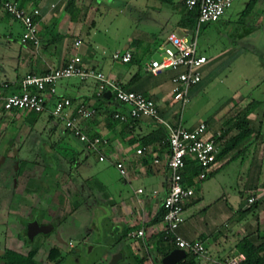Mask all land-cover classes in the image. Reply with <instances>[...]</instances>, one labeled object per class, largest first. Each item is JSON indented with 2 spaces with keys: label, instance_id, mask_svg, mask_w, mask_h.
<instances>
[{
  "label": "rangeland",
  "instance_id": "obj_1",
  "mask_svg": "<svg viewBox=\"0 0 264 264\" xmlns=\"http://www.w3.org/2000/svg\"><path fill=\"white\" fill-rule=\"evenodd\" d=\"M152 2V0H127L126 4L121 7L122 11H117L113 2L107 5L92 2L90 22L83 25L85 30L82 33L83 45L87 44L90 47L93 57L103 59L105 62L109 60L118 62L111 57L115 48L123 49L126 39H141L144 35L153 33L155 38L150 40V48L145 53L136 51L134 54L135 56L141 55L142 62L150 56L156 57L157 52L154 49L163 42L170 24L166 21L167 8H164L166 3L162 2L165 3L163 6L162 3L156 5ZM238 4L239 0H232L225 9V14L230 15V11H234ZM98 11L101 13L99 14ZM226 15L197 26L196 51L209 58L207 61L209 69L207 74H202L194 91H192L194 85L188 87L189 100L182 107L176 104L171 108L173 113L180 114L182 125L211 119L233 90L240 93L250 91L255 96L259 95L260 90H264L263 46L252 44L235 58L229 51L224 54L217 53L229 44L228 38L232 36L228 34V30L231 29L229 24L228 26L225 24L228 23ZM2 17L0 29L10 24L12 37L15 38L22 30L20 22L6 11L2 13ZM232 27V29L236 28L235 25ZM172 31L179 34L177 29ZM146 44L144 41L139 49L142 50L141 48H144ZM132 64L136 65V63ZM179 67L164 69L156 75L139 71V75L153 82L158 91L170 97V77L179 71ZM170 72L172 73L169 75ZM255 78H263V83L260 80L258 85L249 87L248 85ZM238 98H240L239 95L234 96L235 100ZM235 107L236 103L227 112L225 118H229ZM262 107V113L252 111L247 116L254 126H259V134L261 138H264V104ZM18 111H0V155L2 154L6 159L0 162V203H3V199L9 196L14 199L16 193L12 190H19L24 185L23 188L28 192V197H32L33 194V196L42 195V198L38 200L29 199L33 205L28 215L37 217L38 220H55L60 216L62 218L58 222H61L64 219L65 209L71 206L73 211L66 223L70 230L74 227L73 230L78 231L81 237L77 242L75 234L72 236L74 247L66 258L67 264H105L117 251L121 253V256L115 264H137L135 255L132 254L136 242L134 238L124 237L125 231H130L133 227H124L123 224L112 222L108 201L119 203L120 199L128 195L131 188L138 182L133 180L130 183L125 182L108 158L98 160L95 153L86 152L75 138L71 136L69 139L59 138L63 130L61 121L54 122L52 118L47 117L44 111L37 112L36 119L32 118L34 113L29 112L30 110ZM52 124H55L53 128H51ZM254 135H249V138H253ZM259 145L262 143L257 141L256 146L255 142H251L241 150L235 149L236 155L223 162L215 174L207 175L202 179L195 177L190 186L196 192L207 184L209 194H212L216 186H221L219 194L221 198L218 202L226 207L230 205L237 207V202L242 199L240 190L247 181V174L257 169V166L252 164L253 157L255 161H258L259 156L262 157L260 171L264 174V147H259ZM84 151L86 152L84 161L81 162L79 156ZM71 157L74 159L70 160ZM11 164H15L16 167L13 168ZM19 164L22 165L20 173L16 172ZM45 166L51 169L42 170ZM13 179L16 182L15 186H13ZM53 192H58L65 198L62 196L63 198L58 203H56L57 199L48 200ZM89 192L90 194L87 195ZM209 202H211L209 199L207 202L195 200L190 205L192 209L190 212L198 214L207 207L206 214L213 212L218 202L213 205L208 204ZM188 210L182 211V218L189 214ZM263 231L264 221L262 220L261 232ZM164 245L166 248L170 247L168 242ZM160 256L156 253L155 259L158 263H160ZM140 264L153 263L147 261Z\"/></svg>",
  "mask_w": 264,
  "mask_h": 264
},
{
  "label": "crops",
  "instance_id": "obj_2",
  "mask_svg": "<svg viewBox=\"0 0 264 264\" xmlns=\"http://www.w3.org/2000/svg\"><path fill=\"white\" fill-rule=\"evenodd\" d=\"M16 1L26 7L37 8L38 13L34 16V20L36 22L38 42L36 45L30 42H21L19 39L21 32L17 33L16 37L13 38L10 24H7L2 30L0 29V83L4 82L7 90H16L18 80L23 74L27 72L43 73L51 67L62 64L71 54H77L80 56L81 63L84 66L102 71L106 76L120 82L124 88L146 94L145 96L147 97L149 96L155 102L161 118L171 124H181L180 114L173 113V110H171L172 106L178 103L169 102L170 97H166L164 92L158 91L153 82L141 78L139 71L143 73L144 71L142 69L140 70L137 64H132L129 61L122 63L118 60V62L112 60L105 62L103 59L93 57L90 47L87 44L86 46L83 45L82 33L85 32L83 25L85 23L87 25L90 22V6L92 2H97L101 5H107L113 2L116 10L122 11L121 7L126 4L127 0H71L70 7L73 8V17L70 16L65 8L68 0H37L35 3H32L30 0H26V2H22L23 0ZM152 1L156 5L162 2L166 3V5L165 3H162V5H165L164 8H167L165 14L166 21L170 24L167 33L177 29L179 34H182V31L175 25L180 8L172 5L173 1L179 0ZM247 4L248 0H239V4L234 8V11H230V15H226L224 10L222 16L226 15L228 17L227 20L225 19L228 23L225 24L227 26L229 24V28L231 29L228 30V34L229 36L232 34V36L228 38L229 44L225 45L217 53L224 54L229 51L232 53L231 56L235 58L241 55L243 51H246L252 44L264 47V0H253L247 12L243 13L242 11ZM3 12V9L0 7V21L3 19ZM238 24L239 26H237ZM232 25H235L236 28L232 29ZM143 38L126 39L124 45L130 48V51L133 53L136 51L145 53L151 46H149L150 40L155 37L151 33L144 35ZM74 39L79 40L76 47L73 45ZM144 41L147 44L140 50L139 47L143 46ZM114 50L117 49L115 48ZM208 59L206 57V61L200 66V78L196 83L192 84L194 85L192 91L197 87L196 85L200 81L201 76H203L202 74L208 73ZM179 68V70L182 69L181 66ZM260 80L263 83V78H255L248 86L258 85ZM55 90L58 96H67L70 98L72 105L81 103L92 109V107L103 106L106 103L96 93L95 82L92 80H79L76 77H68L59 80L55 86ZM235 95H239L240 98L235 100ZM262 98H264V90H260L258 96H255L250 91H246V93H240L237 90L231 91V94L223 101L218 111L211 119L206 121L208 130H222L225 121L228 119V117L225 118V115L230 111L234 103L244 104L255 100L258 107H255L253 111L262 113V104H264ZM111 101L114 102L112 99ZM51 103V100H49L47 106L49 107ZM115 109L125 112L126 108L115 102L113 110ZM44 112L48 114L47 110ZM52 120L55 122L54 118ZM197 122L199 121L191 122L184 126L192 127ZM121 124L122 122L115 121L113 125H107L100 114L95 117V120L89 119L87 124L84 123L89 132L94 133L93 135L107 138V144L101 148V151L106 156L104 158H108L111 163L113 159H118L123 162L126 169V176L122 177V179L127 183H130L131 180L138 182L131 188L128 195L120 199L119 203L108 201V206L112 216L111 220L114 224L120 223L124 227H133L132 230L125 231L124 237L134 238L136 247L132 254L135 255V258H141L142 262H152L156 257L155 239L157 234L155 233L160 231V226L159 221L150 222V220L160 211V201L167 187L168 170L165 165L166 146L159 143V140H155L153 143L145 145L146 147L143 148L141 153H136L135 149L143 147L139 143V140L146 139V136L152 138L153 135L155 139V137L157 138L159 136L158 134L160 132L164 136L165 129L159 123L156 124L155 121L148 118L134 119L131 123H128L127 127ZM156 128L160 129V132L153 134ZM256 141H253V138H249L248 136L237 147L223 153L215 159L207 175L215 174L223 162H226L236 155L234 152L235 149L241 150L245 148L246 144L251 142H255L256 146ZM259 147H262V145H259ZM85 153L84 151L79 156L81 162L84 161ZM154 157L157 158L156 162L151 161ZM261 158L259 156L258 161H255V157L252 158V164L256 165L257 169L247 174V181L243 189L240 190L242 199L237 202V207L231 205L230 207H226L224 204L218 202L221 198L219 197L221 186H216L212 194H209L210 190L207 184L196 192L193 189L192 196L185 202L183 211L190 209V205L195 200L207 202V199H209L211 202L208 204L211 205L218 202V206L211 213L206 214L208 207L203 209L201 213H198L199 215L190 212L192 209L188 210L189 214L185 218L183 216L182 222L175 228V232L183 239L188 241L198 240L203 244L205 252L201 256H196V264H213V260L222 258L233 249H236L235 243L242 236H248L249 234L253 236L256 234L260 237L264 235V231L263 233L261 232V221H264V207H262L264 204V174H261L260 171ZM195 177L197 175H191L190 172L186 171L184 182L192 183ZM138 187L142 188L143 192L141 194H134L135 188ZM222 189L224 188L222 187ZM88 190L90 191L89 188ZM89 194L90 192L87 193V195ZM248 194L255 196L257 204L253 210L245 213L242 210L245 207V196ZM136 196L142 198L140 205L135 201ZM138 228L142 229V235H131V232ZM144 257L147 259H143Z\"/></svg>",
  "mask_w": 264,
  "mask_h": 264
},
{
  "label": "built area",
  "instance_id": "obj_3",
  "mask_svg": "<svg viewBox=\"0 0 264 264\" xmlns=\"http://www.w3.org/2000/svg\"><path fill=\"white\" fill-rule=\"evenodd\" d=\"M232 0H184L186 7L193 5L197 8L195 27L191 33L175 34L170 31L165 34L163 42L154 49L156 57H148L141 63V69L150 74H157L167 68L182 69L170 77L169 102H177L181 107L188 98V87L196 83L200 78V66L206 61V57L196 51V29L200 23L214 21L219 18ZM0 7L8 12L21 24V42L37 44L36 22L34 16L38 13L35 7H26L16 0H0ZM78 39L73 40L76 47ZM131 56L130 48L114 50L111 57L120 62H128ZM76 77L79 80H92L95 82L96 93L102 94L108 90L112 99L125 106V112L118 109L112 111L111 115L120 121L129 119L148 118L159 123L165 129V135L159 139V143L166 146L165 165L168 170L167 187L162 196L160 206L162 208L159 220L162 231L163 242H171L174 247L189 251L197 256L205 252L203 244L198 240H185L175 232L176 226L182 221V211L185 202L193 194V188L182 184V169L186 159L195 160L199 166L198 178L207 175L215 162V155L221 143L219 130L209 131L204 121L197 122L192 127H186L180 123H169L158 114L155 102L142 93L125 89L120 82L106 76L102 71L84 66L80 56L71 54L62 64L51 67L43 73L27 72L18 80L16 90H7L4 82L0 83V108L4 110H30L41 112L47 110L48 114L55 120L61 121L64 127L70 130L73 137L79 140L84 148L96 154L101 160L105 156L101 148L107 144V138L99 135L88 136L81 129V120L91 113V108L84 104L72 105L67 96H58L55 86L60 79ZM54 98L48 107V102ZM143 147L135 149L141 153ZM156 162L157 158H152ZM112 163L119 175L126 176L123 162L113 159ZM142 188H135L134 194H141ZM255 200L254 195L245 197L244 206H248ZM138 205L142 198L137 197ZM142 229L138 228L131 235L141 236ZM244 253L233 249L226 256L213 260V264H242Z\"/></svg>",
  "mask_w": 264,
  "mask_h": 264
},
{
  "label": "trees",
  "instance_id": "obj_4",
  "mask_svg": "<svg viewBox=\"0 0 264 264\" xmlns=\"http://www.w3.org/2000/svg\"><path fill=\"white\" fill-rule=\"evenodd\" d=\"M30 1L32 3H35L37 0H30ZM252 1L253 0H248V4L246 5V7L242 11L243 13L247 12L248 7ZM22 2H26V0H23ZM172 5L180 8V12L178 14V18L176 19L175 25L182 31V33H191L193 28L195 27V23H196V17H197L196 6L193 5V6L188 8L184 5V0L173 1ZM70 6H71V0H68L65 8L69 12L70 16L73 17V10H72L73 8ZM204 23H206V22H204ZM140 58H141V55L135 56V54L133 52H131L129 62L136 63L141 70V62L142 61ZM125 89H127V88H125ZM99 95H100L99 97L102 100L106 101V103H104L103 106L92 107L90 115L87 116L86 118L82 119L80 122L81 123V129L88 136H91L94 133L92 134V132H89V130L87 129V126H85L84 123L87 124L89 119L95 120V117H97L98 114H100L104 118L107 125H113L115 121H120L119 119L114 118L111 115L112 110L114 109V103H115V101L112 99V97L110 95H108L107 98H105V96H103L102 94H99ZM53 99L54 98L52 97L51 102L53 101ZM111 99L114 102H112ZM256 106H257V102L255 100L249 101V102L244 103V104L236 103V107L234 108L235 109L234 112L225 121V125L222 128V130L220 131L219 139H220L221 143L219 145L218 152L215 155V159H217L223 153L227 152L229 149L237 147L239 144L242 143V141L246 140L248 138V136L251 134H255L253 137V141H256V140L260 141L262 143V146L264 147V138H261V134H259L260 133L259 129H258L259 126L258 125L254 126L253 123L249 120V118L247 116L250 112H252L255 109ZM232 107H234V105ZM0 111H2V112H4V111L16 112L18 110H15V109L4 110V109L0 108ZM29 112H33L34 114L32 115V118L36 119L37 112H35V111H29ZM47 117L52 118V116L50 114H47ZM133 120L134 119L128 118L126 121H120V122H122V124H121L122 126L127 127L128 123H131V121H133ZM56 121H58V120H55V122ZM203 121L206 123L205 120H203ZM54 125L55 124H52L51 128H53ZM61 132L62 133H61L59 138L69 139V136L73 137L70 133V130L67 127L63 126V130ZM157 132H160V129L156 128L153 131V134H156ZM158 135L159 136H157V138L155 137V139H154V135L152 138L150 136L149 137L146 136L147 138L143 139V140H139V143L142 144L143 148H144V147H146L145 145L151 144L155 140L158 141L160 136L163 137L161 132ZM73 138H75V137H73ZM75 140L77 142H79L80 144H82L76 138H75ZM129 141H131V140H129ZM82 146H83V144H82ZM83 149H84V146H83ZM87 151L88 150H86V152ZM72 159H74V158L71 157L70 160H72ZM44 169L50 170L51 168H49L48 166H45L42 168V170H44ZM198 170H199V166L196 164L195 160L189 159V158L186 159L184 167H183L182 172H181L182 184L189 185V186L191 184V183H185L184 182L186 171L190 172L191 175H194V174L197 175ZM248 195H250V194H248ZM248 195H246V196H248ZM256 204H257V201L254 200L248 206H245L242 211L253 210V208L256 206ZM161 212H162V208H160V211L155 214V216L150 220V222L159 221L160 217H161ZM155 234H157L156 239H155V250L159 256L165 254L166 252H168V250L170 248L174 247L171 242H168V243H170L169 248L165 247V245H164L165 242H163L161 230L159 232H156ZM250 235L251 234H249L248 236H242L235 243V248L244 253L245 258H244L242 264H264V235H261L260 237L256 234L253 236H250ZM257 239H259V240H257ZM196 256L197 255L192 253V252L185 251V255L176 264H196L197 263ZM141 262H142L141 258L136 259L137 264H140ZM152 263L153 264H160V263H158V260L155 258L153 259Z\"/></svg>",
  "mask_w": 264,
  "mask_h": 264
},
{
  "label": "flooded vegetation",
  "instance_id": "obj_5",
  "mask_svg": "<svg viewBox=\"0 0 264 264\" xmlns=\"http://www.w3.org/2000/svg\"><path fill=\"white\" fill-rule=\"evenodd\" d=\"M3 160L6 159L1 154L0 162ZM12 167L16 165L13 164ZM21 168L22 165L19 164L16 172L20 173ZM13 181L15 186L16 182L14 179ZM23 187L19 190L11 189L16 193V197L13 199L9 196L0 203V264H67L66 258L74 247L72 236L75 234L77 242L81 237L78 231L73 230L74 227L70 230L66 223L73 208L70 206L65 209L62 223L58 222L62 218L60 216L55 220H38L37 217L28 215L33 205L29 199L38 200L42 195L33 194L32 197H28V192L24 191ZM53 193L48 200L57 199L58 203L60 199L65 198L58 192ZM65 194L68 197V193Z\"/></svg>",
  "mask_w": 264,
  "mask_h": 264
},
{
  "label": "water",
  "instance_id": "obj_6",
  "mask_svg": "<svg viewBox=\"0 0 264 264\" xmlns=\"http://www.w3.org/2000/svg\"><path fill=\"white\" fill-rule=\"evenodd\" d=\"M109 91L105 90L102 92L103 96H108ZM185 251L178 247H172L165 254L161 255L159 261L161 264H176L183 256ZM121 253L119 251L114 252L105 264H115L116 260L119 259Z\"/></svg>",
  "mask_w": 264,
  "mask_h": 264
}]
</instances>
